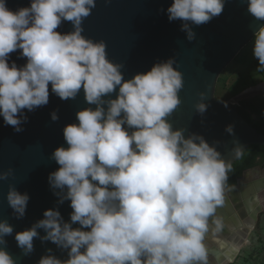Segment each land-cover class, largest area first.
Returning a JSON list of instances; mask_svg holds the SVG:
<instances>
[{"label":"clouds","instance_id":"9594fccd","mask_svg":"<svg viewBox=\"0 0 264 264\" xmlns=\"http://www.w3.org/2000/svg\"><path fill=\"white\" fill-rule=\"evenodd\" d=\"M246 2L248 13L264 22V0ZM95 7L96 0H30L29 6L12 10L0 0L4 125L22 131L25 110L46 105L49 86L62 100L83 90L86 102L95 105L76 113L77 122L63 129L67 147L52 153L59 167L48 179L59 190L57 203L70 202L69 221L58 209H47L43 219L15 233L17 247L25 256L32 253L37 230L43 229L40 239L67 250V259L48 249L38 264H209V221L219 230L215 214L224 204L232 165L203 136L186 137L168 121L184 86L174 59L125 80L122 65L108 59L105 42L82 35V23ZM224 7L225 0H172L166 13L169 22H182L181 30L192 40L191 26L208 23ZM62 21L71 22L73 31H57ZM17 50L26 58L19 67L9 62ZM252 55L257 71H264V23L254 32ZM200 95L195 107L203 114L208 105ZM51 118H58L55 112ZM226 131L232 134V126ZM234 151L240 155L238 148ZM10 175L11 169L0 172V180ZM6 199L15 218H23L29 195L9 185ZM13 232L7 220H0V264H17L6 250V237Z\"/></svg>","mask_w":264,"mask_h":264},{"label":"water","instance_id":"95a60500","mask_svg":"<svg viewBox=\"0 0 264 264\" xmlns=\"http://www.w3.org/2000/svg\"><path fill=\"white\" fill-rule=\"evenodd\" d=\"M7 3L15 10L29 6L30 0H7ZM171 3L172 0H96V7L82 23V35L94 42H105L108 59L122 65L120 71L125 80L150 70L155 63L174 59V67L183 74L184 86L178 93L180 105L167 117L173 130L183 129L186 137L193 133L203 136L210 145H215L226 162L232 163L249 145L264 146V134L250 126L236 108L243 96L261 89L262 85L244 89L224 102L215 98V85L221 71L264 22L255 20L248 13L246 0H225L219 16L206 24L191 26L195 36L188 40L186 32L181 30L182 22L168 20L166 9ZM57 31H73L72 23L62 21ZM12 61L19 67L26 63V58L17 50L10 54L9 62ZM49 92L46 105L31 112L25 110L28 119L22 124V131L16 132L12 126H5L0 117V172L12 170L7 180H0V220H7L14 228L13 234L6 237V250L17 264H38L42 256L50 254L48 249H52V255L67 259V250L40 239L46 235L43 229L37 230L39 237L34 238V250L27 256L22 254L14 239L16 232L43 219L47 209H58L65 221H69L72 212L69 201L57 203L59 198L54 193L59 190L49 183V174L59 167L52 159V153L59 146L67 147L63 129L77 122L76 113L95 105L86 102L83 90L74 99L67 100L52 93L51 86ZM201 93L204 94L203 102L208 105L203 114L195 107L201 102ZM115 95L112 93L110 97L115 98ZM53 112L58 117L56 120L51 118ZM229 125L233 128L232 134L226 131ZM237 148L239 156L234 151ZM9 185L29 195L23 218L16 219L8 205ZM263 189L264 176L245 185L244 178L237 179L226 191L224 204L218 206L215 215L228 234L241 229L243 221L246 222L241 213L250 216L252 211L260 209L258 195ZM214 228L216 226L210 220L205 243H212ZM208 249L213 259L217 247L210 245ZM237 252L239 249L234 256Z\"/></svg>","mask_w":264,"mask_h":264},{"label":"rangeland","instance_id":"374dc122","mask_svg":"<svg viewBox=\"0 0 264 264\" xmlns=\"http://www.w3.org/2000/svg\"><path fill=\"white\" fill-rule=\"evenodd\" d=\"M254 38V37H253ZM253 38L238 52L233 60L221 71L215 85L214 96L219 102H224L237 93L264 84V71H257L258 62L252 55ZM262 199V200H261ZM259 198L264 211V195ZM259 235L249 241L250 244L242 245L239 249V259L236 264H247L246 258L264 256V227L261 225ZM220 232L227 235V231L220 227ZM224 264V263H223Z\"/></svg>","mask_w":264,"mask_h":264},{"label":"flooded vegetation","instance_id":"af4514ba","mask_svg":"<svg viewBox=\"0 0 264 264\" xmlns=\"http://www.w3.org/2000/svg\"><path fill=\"white\" fill-rule=\"evenodd\" d=\"M262 88L259 89V90H256V91H251L250 93H247L245 96H243L236 104V108L239 106V102L242 101V100H245L247 101L250 105H252L255 109H257L260 113V115L264 116V84H262L261 86ZM255 118V116H253ZM258 160V158L256 159ZM264 176V161L262 162H259L258 164L252 166V167H249L245 170L242 171L241 175L237 178V179H240V178H244V185L246 182H249V180H252L253 181V178L254 179H258L260 177ZM236 179V181H237ZM236 181L233 185L236 184ZM233 185H230V186H225V192H224V195L226 193V191ZM261 195H264V189L260 191L259 193V197H258V200L260 198ZM260 202V201H259ZM262 204L260 206V209L256 212H251L249 215L250 216H247L246 214H242V219H246V222L243 221V223H245V225H248L249 227H252V229L250 230L251 233H253V237L246 240V242L248 243L249 241L253 240L254 238L257 237V235H259V230L260 231H263L261 230V225H263L264 227V211H262ZM246 217V218H245ZM210 220H212V218H210ZM250 222V224L248 223ZM242 223V224H243ZM225 230V229H224ZM234 233V232H233ZM207 235V234H206ZM244 235V233H243ZM227 239H230V234L227 233L226 235ZM217 237L219 238V236L217 235ZM212 242V241H211ZM213 243V242H212ZM240 243L239 242L236 246H235V251H234V254L236 253V251L238 250V247L240 246ZM234 256V255H233ZM233 256L229 259V260H226L227 261H231ZM224 262V264L226 263ZM219 264V263H217ZM220 264H223V263H220Z\"/></svg>","mask_w":264,"mask_h":264},{"label":"trees","instance_id":"16d2710c","mask_svg":"<svg viewBox=\"0 0 264 264\" xmlns=\"http://www.w3.org/2000/svg\"><path fill=\"white\" fill-rule=\"evenodd\" d=\"M237 111L250 126L264 134V116L260 115L257 109L247 101L242 100L239 102ZM253 116H255V118ZM257 158L258 160H256ZM262 161H264V146L249 145L242 154L231 163L232 168L231 171L228 172V179L225 186L233 185L243 170ZM252 264H264V256L261 260H256Z\"/></svg>","mask_w":264,"mask_h":264},{"label":"bare ground","instance_id":"6f19581e","mask_svg":"<svg viewBox=\"0 0 264 264\" xmlns=\"http://www.w3.org/2000/svg\"><path fill=\"white\" fill-rule=\"evenodd\" d=\"M251 203V201H250ZM250 224V222H248ZM245 224H242V226ZM241 226V228H242ZM244 228V227H243ZM216 232V231H215ZM234 233L230 234V239L227 238H221L220 235L219 238L217 237V235L213 236L212 242H213V246L217 247L216 251L217 253L215 254V257L212 259V256H209V264H217V263H224L226 262V260H229L233 255H234V251H235V246L240 242L241 239H245L248 240L250 238L253 237V233H251L249 231L248 235H246L245 238H241L239 236H241L240 232L241 229L238 228L235 231H233ZM218 233V231H217ZM216 233V234H217ZM225 237V236H223Z\"/></svg>","mask_w":264,"mask_h":264},{"label":"crops","instance_id":"0c3cea01","mask_svg":"<svg viewBox=\"0 0 264 264\" xmlns=\"http://www.w3.org/2000/svg\"><path fill=\"white\" fill-rule=\"evenodd\" d=\"M253 180H254V178H253ZM250 181H252V180H249V182ZM260 199H261V196H260ZM262 200V199H261ZM244 227V228H243ZM213 228V227H212ZM252 229V227H249L248 225H243L242 226V228H241V232H240V234H241V236H239V237H241V238H245L246 237V235H248V233H249V231ZM216 231V232H215ZM217 231H218V233H217ZM213 232H214V235H220V237L221 238H226L227 236L225 235V234H223V233H221L220 232V228H219V230H215V228L213 229ZM217 233V234H216ZM243 233H244V235H243ZM223 236H225V237H223ZM240 246L238 247V249H240V247L242 246V245H246V244H250L251 242H246L245 241V239H241L240 240ZM206 245H207V247L208 246H213L214 244L213 243H208V242H206ZM235 255V254H234ZM239 259V252H237V254H236V256H233V258H232V260L231 261H227L225 264H236V261ZM262 258H259V257H255V256H252V257H249V258H246V260H244L245 262H247V264H252L254 261H256V260H261Z\"/></svg>","mask_w":264,"mask_h":264}]
</instances>
